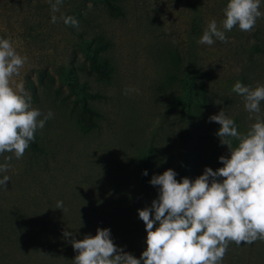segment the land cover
I'll return each mask as SVG.
<instances>
[{"label":"rangeland","instance_id":"obj_1","mask_svg":"<svg viewBox=\"0 0 264 264\" xmlns=\"http://www.w3.org/2000/svg\"><path fill=\"white\" fill-rule=\"evenodd\" d=\"M227 2L115 0L123 16H112L103 0H64L56 13L47 0H0V38L27 57L16 80L33 108L53 113L35 133L38 150L29 146L0 173L10 177L0 188V264H73L70 241L98 228L139 259L147 233L138 209L159 196L152 177L172 169L178 181H194L223 166L219 157L230 150L209 117L223 110L246 133L255 118L233 86L264 85V17L250 32L225 31L227 42L198 43L211 20L223 30ZM99 38L112 68L107 80L90 71ZM82 107L96 113L90 128L76 122ZM56 242L58 256L50 252ZM222 264H264V241L230 244Z\"/></svg>","mask_w":264,"mask_h":264},{"label":"clouds","instance_id":"obj_2","mask_svg":"<svg viewBox=\"0 0 264 264\" xmlns=\"http://www.w3.org/2000/svg\"><path fill=\"white\" fill-rule=\"evenodd\" d=\"M47 2L56 13L64 0ZM261 2L228 0L223 30L215 19L211 20L198 43L210 46L214 38L227 42L225 31L236 26L243 32L252 31L257 20L264 17ZM62 19L66 25L79 27L73 17ZM51 22H58L56 15ZM26 63L27 57L17 52L10 39L0 38V155L12 154L4 157L0 173L10 169L13 156L23 158L36 131L53 117L51 111L43 114L33 108L23 81L17 82ZM232 91L243 97L244 108L255 122L246 133H240L234 119L221 110L209 120L220 125L216 135L230 150V157H219L222 167L215 171L206 167L194 181H178L172 169L152 177L150 184L159 186V196L151 207L138 209L147 233V247L140 258L118 248L110 229L98 228L95 236L70 241L78 253L73 264H222L230 244L264 241V85L253 89L238 81ZM233 140L238 142L235 147ZM143 175H147L146 170ZM9 181L10 177L4 175L0 188L6 190ZM56 208L63 210V202L57 201ZM70 235L64 232L65 237Z\"/></svg>","mask_w":264,"mask_h":264},{"label":"trees","instance_id":"obj_3","mask_svg":"<svg viewBox=\"0 0 264 264\" xmlns=\"http://www.w3.org/2000/svg\"><path fill=\"white\" fill-rule=\"evenodd\" d=\"M104 4L106 5L109 14L112 16H123V11L121 10V7L118 6L115 3V0H103ZM107 46V43L99 38L95 40V43L93 44L91 50L93 53V57L90 60V71L94 73L99 79L101 80H107L110 77V73L112 71V68L109 64V61L106 57L100 56V52L105 50V47ZM92 110L87 109L86 107H82L80 111L76 114V122L78 125L84 127V128H90L93 124L91 121V117L95 115ZM237 125L238 130V123L235 121ZM237 141L233 140V147L237 145ZM30 147L33 150H38V145L36 140L33 142H30ZM147 171V175H143L144 171ZM148 179V168L146 166H142L140 171V181L144 184L147 183ZM50 252L55 253V255H59L62 253L60 250V245L58 246V243L56 242L55 245L51 246ZM54 263V262H53ZM54 264H64V262H55Z\"/></svg>","mask_w":264,"mask_h":264}]
</instances>
